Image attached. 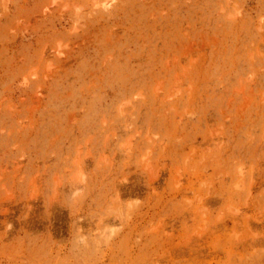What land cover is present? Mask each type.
<instances>
[{"label":"rangeland","instance_id":"rangeland-1","mask_svg":"<svg viewBox=\"0 0 264 264\" xmlns=\"http://www.w3.org/2000/svg\"><path fill=\"white\" fill-rule=\"evenodd\" d=\"M0 264H264V0H0Z\"/></svg>","mask_w":264,"mask_h":264}]
</instances>
